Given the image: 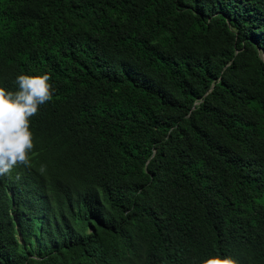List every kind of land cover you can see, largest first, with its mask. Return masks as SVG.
Returning <instances> with one entry per match:
<instances>
[{
  "label": "trees",
  "instance_id": "trees-1",
  "mask_svg": "<svg viewBox=\"0 0 264 264\" xmlns=\"http://www.w3.org/2000/svg\"><path fill=\"white\" fill-rule=\"evenodd\" d=\"M21 74L53 98L0 176V264H264V0H0Z\"/></svg>",
  "mask_w": 264,
  "mask_h": 264
},
{
  "label": "clouds",
  "instance_id": "clouds-1",
  "mask_svg": "<svg viewBox=\"0 0 264 264\" xmlns=\"http://www.w3.org/2000/svg\"><path fill=\"white\" fill-rule=\"evenodd\" d=\"M48 74L17 76V91L0 87V176L10 174L18 165L29 166L35 147L31 119L41 105L53 98ZM44 171V167H41ZM202 264H238L232 256L212 255Z\"/></svg>",
  "mask_w": 264,
  "mask_h": 264
}]
</instances>
